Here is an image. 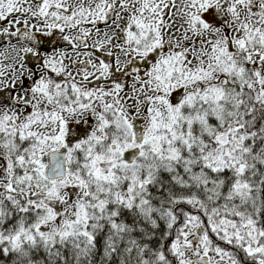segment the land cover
I'll list each match as a JSON object with an SVG mask.
<instances>
[{
  "label": "snow or ice",
  "instance_id": "1",
  "mask_svg": "<svg viewBox=\"0 0 264 264\" xmlns=\"http://www.w3.org/2000/svg\"><path fill=\"white\" fill-rule=\"evenodd\" d=\"M0 264H264V0H0Z\"/></svg>",
  "mask_w": 264,
  "mask_h": 264
}]
</instances>
